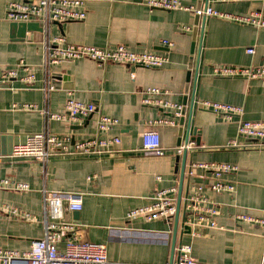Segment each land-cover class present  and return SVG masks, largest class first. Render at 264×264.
Listing matches in <instances>:
<instances>
[{
    "label": "crops",
    "instance_id": "0c3cea01",
    "mask_svg": "<svg viewBox=\"0 0 264 264\" xmlns=\"http://www.w3.org/2000/svg\"><path fill=\"white\" fill-rule=\"evenodd\" d=\"M7 1L0 0V72L18 68L23 61L34 69L35 79L28 85L15 78L0 86V135L6 136L0 138V151L9 143H23L41 131L57 136L69 134L74 141L119 136L121 142L112 153L52 159L47 163L0 154V183L9 179L29 186L26 191L0 186V247L28 250L31 242L43 235L45 219L51 220L45 217L44 192L77 191L83 194L79 223L86 227L89 240L105 245L107 264H170L174 220L171 225L163 220L128 221L126 213L149 204L156 189L176 186L178 191L183 151L178 154L175 148L179 141L180 145L186 143L189 129L188 142L196 147L185 149L182 199L190 184L204 185L206 195L216 203L217 228L194 226L191 233L190 227L186 229L183 224L180 209L175 249L180 243L190 244L192 255L205 263L259 264L264 252V227L236 216L246 213L264 217V150L226 147L233 138L248 142L237 136L238 119L202 108L199 101L238 105L243 107V119L264 121V91L259 81L211 74L214 65H264V27L254 28L218 17H206L204 21L199 17L195 25L196 15L189 11H150L140 0H84L83 20L51 22L42 33L30 30L22 36L18 27L12 29V22L6 19ZM180 1L194 6L199 1L200 5L207 3ZM209 5L227 13L257 11L264 15V0ZM184 26L190 29L184 30ZM54 35H63L71 44H123L134 51L164 52L168 61L150 68L99 64L82 58L61 61L45 71L41 66L45 45ZM164 40L173 46L164 44ZM248 47H254L252 54L246 52ZM49 78L52 88L46 93L43 88ZM149 87L167 90V99L182 107L185 104L184 114L181 111L175 117V126L148 124L159 117L173 116L142 102ZM67 97L93 103L94 113L82 123L48 119L46 113L63 112ZM25 102L34 103L41 110L12 108L13 103ZM99 116L117 118L119 122L106 132H98L95 122ZM152 129L158 131L160 144L166 149L161 156L140 152L141 134ZM193 136L199 137V145L190 140ZM199 162L235 165L234 172L221 177L234 186V191H210L214 178L207 171L195 169L188 177L189 165ZM26 213L33 219H25ZM69 218L66 212L65 219Z\"/></svg>",
    "mask_w": 264,
    "mask_h": 264
},
{
    "label": "built area",
    "instance_id": "2783aa9c",
    "mask_svg": "<svg viewBox=\"0 0 264 264\" xmlns=\"http://www.w3.org/2000/svg\"><path fill=\"white\" fill-rule=\"evenodd\" d=\"M150 11L183 10L196 16L218 17L227 19L254 28L264 27V15L257 11L248 14L227 13L213 9L209 3L225 2L232 0H207L206 5L200 7L184 5L180 0H140ZM6 19L11 22H39L43 29L51 22L80 21L86 16L84 0H8L5 10ZM189 30L188 26L183 27ZM169 47L172 42L163 41ZM248 54L254 52V47L246 49ZM91 59L99 64L115 63L123 65L143 66L158 68L163 66L168 58L164 52L134 51L123 44L114 47H99L86 44H71L63 35H54L47 39L42 68L46 71L51 65L64 60ZM23 75H19V71ZM211 74L216 77H239L246 80L259 81L264 91V65H214ZM18 78L25 84H32L35 79V71L30 65L20 61L18 68H10L0 72V86L6 85L12 79ZM50 78L44 91L51 90ZM146 96L142 102L145 105L156 107L162 111H169L172 117H159L150 120L149 125L175 126V117L181 115L182 105L170 101L165 97L167 90L158 87L146 88ZM199 105L215 113L223 114L228 118L236 117L237 136L248 142H239L237 138L228 141L226 147L232 148H256L264 150V121H252L242 118L243 107L218 101L201 100ZM13 109L41 110L34 103H13ZM95 111V105L91 102H83L67 97L61 113H46L48 119L67 121L70 123H82ZM45 112V111H44ZM118 119L109 116H99L95 125L98 132H106L118 124ZM142 146L140 152L143 155L161 156L166 149L160 144V136L157 130L144 131L141 134ZM119 136L103 137L92 136L74 141L69 134L57 136L48 131L34 133L26 138L23 143L16 144L8 155L13 159H31L40 163H47L52 159H74L79 157L100 156L115 152V146L120 144ZM193 142L179 145L175 151L180 154L185 149H193ZM195 169L210 172L214 181L210 183L209 190L215 193L234 191V186L222 179V175L236 170V166L225 162H199L190 164L187 170L188 177H192ZM160 179L159 176L156 177ZM1 187L13 191H26L27 183L10 182L3 179ZM204 185L190 184L186 195L181 201L183 224L190 227L217 228V207L205 193ZM177 187L156 189L151 197V202L144 206L130 209L126 213V219L133 221L143 219L145 221L163 220L171 225L176 213ZM83 194L81 192L45 191L44 209L45 219L43 235L31 242L26 251L7 249L0 247V264H107L106 247L104 244L95 243L86 237V227L71 218V213L82 209ZM13 212H15L13 210ZM70 214L65 219V213ZM25 219L32 220L29 214H24ZM237 219L264 227V217H256L246 213L236 216ZM198 234L197 231L194 232ZM63 243V244H62ZM171 264H220L205 263L197 260L192 255V247L187 243H180L175 249V255ZM264 264V252L260 263Z\"/></svg>",
    "mask_w": 264,
    "mask_h": 264
},
{
    "label": "water",
    "instance_id": "95a60500",
    "mask_svg": "<svg viewBox=\"0 0 264 264\" xmlns=\"http://www.w3.org/2000/svg\"><path fill=\"white\" fill-rule=\"evenodd\" d=\"M200 1L197 4V7H200ZM205 17L202 16L201 17V21H204ZM199 20V16L195 17V25H197ZM12 29L14 27H18L19 32L22 36H24V33L26 31H38L40 33L43 32V26L41 23L39 22H12ZM197 27L195 26L193 29V38H195L196 32H197ZM194 44L195 42L192 43L190 52L193 53L194 52ZM192 59L190 58L189 64H191ZM189 76L190 73H188V80H189ZM56 77V76H55ZM188 90V86H186L185 91ZM183 103H185V101H183ZM184 110H185V104L183 105L182 108V113L184 114ZM186 139L185 142H187L189 140V129L188 132L186 134ZM1 139H5L6 136L5 135H0ZM191 141H194L196 145L200 144V139L199 137H191L190 138ZM178 145H180V141L178 143ZM12 148H13V144L9 143L8 146L6 148H3L0 151L1 155H9L12 152ZM185 166H186V150H183V154H182V165H181V170H180V178H179V185H178V191H177V195H176V213L174 216V223H173V231H172V243H171V256H170V264L173 262V256H174V249H175V243H176V231H177V225H178V216H179V211H180V207H181V201H182V187H183V181H184V171H185ZM70 215V214H69ZM71 218L72 220L79 222V211H75L71 213ZM186 229H188V226H186Z\"/></svg>",
    "mask_w": 264,
    "mask_h": 264
}]
</instances>
